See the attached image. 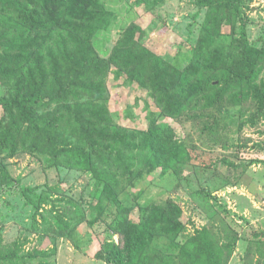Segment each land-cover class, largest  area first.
<instances>
[{
    "label": "trees",
    "instance_id": "1",
    "mask_svg": "<svg viewBox=\"0 0 264 264\" xmlns=\"http://www.w3.org/2000/svg\"><path fill=\"white\" fill-rule=\"evenodd\" d=\"M196 1L206 17L182 68L152 53L146 30L130 20L111 57L101 58L93 41L115 23L101 0H0V155L20 147L91 175L98 199L91 216L98 213L109 234L100 252L106 264H225L228 246L208 228L188 237L177 254L155 247L160 238L176 241L186 230L176 201L139 205L136 221L120 200L126 186L155 172L186 180V168L198 161L194 147L163 119L178 121L204 103L210 112L192 120L213 136L221 125L211 112L227 98L233 106L254 102L256 116L264 118V43H250L245 20L248 2L256 0ZM109 71L155 102L159 111L151 109L146 128L115 124L106 104ZM8 178L0 173V186ZM255 236L264 238V231Z\"/></svg>",
    "mask_w": 264,
    "mask_h": 264
},
{
    "label": "rangeland",
    "instance_id": "2",
    "mask_svg": "<svg viewBox=\"0 0 264 264\" xmlns=\"http://www.w3.org/2000/svg\"><path fill=\"white\" fill-rule=\"evenodd\" d=\"M101 1L115 22L93 41L101 58L111 57L130 20L146 30L145 46L152 53L175 66L188 65L206 17L196 0ZM245 20L250 43L262 47L264 1L248 2ZM114 74L107 75L106 104L115 124L127 130L146 128L151 109L159 111L155 102L137 84H124L125 77L114 80ZM223 105L211 112L221 125L213 136L203 135V125L192 120L210 112L204 103L178 121L163 119L194 147L198 161L186 168V180L172 172H155L126 186L120 200L136 221L141 218L139 205L171 198L181 206L186 230L176 241L155 242L166 254H177L188 237L208 228L220 245L228 246L225 264H264V238L255 236L264 231V118L256 116L258 107L252 101L233 106L227 98ZM0 173L9 177L0 186V264H106L100 252L109 234L99 214L95 220L91 216L98 199L89 173L55 166L49 156L20 147L15 154L0 155ZM60 221L68 229H62Z\"/></svg>",
    "mask_w": 264,
    "mask_h": 264
}]
</instances>
